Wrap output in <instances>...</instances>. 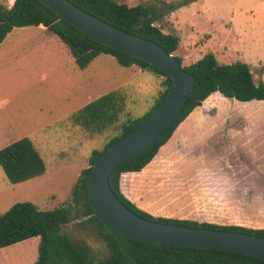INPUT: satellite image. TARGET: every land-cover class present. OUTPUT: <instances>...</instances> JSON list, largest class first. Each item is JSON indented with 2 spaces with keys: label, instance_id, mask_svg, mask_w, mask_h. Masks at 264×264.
I'll return each mask as SVG.
<instances>
[{
  "label": "rangeland",
  "instance_id": "374dc122",
  "mask_svg": "<svg viewBox=\"0 0 264 264\" xmlns=\"http://www.w3.org/2000/svg\"><path fill=\"white\" fill-rule=\"evenodd\" d=\"M115 1L167 7L183 0ZM156 25L179 37L173 54L182 58L183 65L210 50L221 63L246 62L255 82L264 83V0H192L166 11ZM139 70L136 65L121 66L104 53L81 70L63 42L54 36L45 38L36 26L15 27L7 34L0 43V148L28 137L46 169L38 176L12 183L0 166V214L17 201H30L44 210L69 198L92 150L103 148L117 133L112 128L100 135L90 134L71 115L117 88L126 97V110L134 117L143 115L158 95L162 76ZM254 106L238 101L227 104L230 112ZM234 123L231 119L227 125L233 127ZM250 130L243 132V141ZM185 150L164 148L142 171L124 175L123 194L153 216L263 228L264 169L260 155L245 156L243 152L232 159L230 150L227 161L212 165L209 163L223 148L213 150L200 164L191 160L197 157L194 152L186 154ZM62 230L85 244L92 257L106 254L93 224L74 220ZM38 243L39 237L34 236L0 247V264H35Z\"/></svg>",
  "mask_w": 264,
  "mask_h": 264
},
{
  "label": "trees",
  "instance_id": "16d2710c",
  "mask_svg": "<svg viewBox=\"0 0 264 264\" xmlns=\"http://www.w3.org/2000/svg\"><path fill=\"white\" fill-rule=\"evenodd\" d=\"M102 20L137 36L151 39L169 53L179 47V37L163 32L156 25L166 11L192 0H183L167 7L153 2L129 6L115 0H71ZM43 25L68 48L76 66L84 70L101 54L112 55L124 67L136 65L162 76L158 95L152 107L143 115L134 117L126 110V97L120 89H113L87 102L76 110L71 119L90 134H102L115 129L101 149H93L88 166L73 183L69 198L51 209H39L30 201L14 202L0 214V247L38 236V253L35 264H264L255 256L218 248L168 246L133 240L115 233L98 219L88 202L87 174L92 164L108 146L132 131L163 98L172 85L167 74L145 60L125 54L88 37L62 19L38 0H14L11 6L0 2V43L15 27ZM183 69L195 75L194 90L176 119L153 142L134 157L116 166L109 175V183L116 196L135 213L151 220L212 229L244 231L264 236V228L239 225L199 223L188 219L153 216L129 200L120 189V177L125 172L142 170L158 153L178 124L210 94L219 92L241 102L264 100V83H256L246 62L221 63L214 53L206 51L199 59ZM124 116L125 120L120 121ZM0 166L6 178L22 182L45 172V162L28 137H22L0 148ZM74 220L91 223L98 238L106 246V254L92 257L85 244L75 241L62 227Z\"/></svg>",
  "mask_w": 264,
  "mask_h": 264
},
{
  "label": "water",
  "instance_id": "95a60500",
  "mask_svg": "<svg viewBox=\"0 0 264 264\" xmlns=\"http://www.w3.org/2000/svg\"><path fill=\"white\" fill-rule=\"evenodd\" d=\"M88 37L112 49L145 60L169 76L172 85L139 124L92 164L87 174L88 202L94 215L117 234L168 246L218 248L264 260V236L147 219L132 211L113 192L109 175L119 164L153 142L180 114L195 86V75L183 69L159 43L132 34L84 10L71 0H38Z\"/></svg>",
  "mask_w": 264,
  "mask_h": 264
},
{
  "label": "crops",
  "instance_id": "0c3cea01",
  "mask_svg": "<svg viewBox=\"0 0 264 264\" xmlns=\"http://www.w3.org/2000/svg\"><path fill=\"white\" fill-rule=\"evenodd\" d=\"M5 1H7L8 6H11L14 0H0V2L6 3ZM36 27L42 31L45 38L50 39L51 36H54L58 39L56 35L47 32L46 28L43 25L40 24ZM54 41L57 40L54 39ZM65 47L66 49H68L66 45ZM139 72H142V69H140ZM210 96H212V98H209ZM236 101L238 100L225 97L219 92L210 94L205 100L202 101L199 106H196L178 124L170 138L163 146L160 147L159 151L164 148H169L170 150L177 152H181L182 150L186 149V154L194 152V154L197 156L195 157V159L193 158L191 160H193V162L196 161L197 164H200L201 162H203V159L206 156H209V154H211L213 150L223 148L224 151H219L220 154L217 156V158L214 159V162L211 161L209 163L212 165H216L224 160L227 161L226 153H228L230 150L233 152L232 159L235 158L236 153L241 155V153L244 152L245 156H252L256 153L257 155H260L262 169H264V100H251L247 102L238 101L241 102L242 105L255 104V106L251 109L244 108L240 111L230 112L227 104ZM231 119L235 120V122L237 123H234L233 127L227 125V123L230 122ZM257 129L261 130V135H259L260 131ZM248 130H250V132L245 138L246 141H243V132H248ZM227 133L229 135L228 138H226ZM215 137L217 138V140ZM249 143H251V145L247 146ZM158 153L153 159L158 156ZM223 156L225 158H222ZM152 160L144 168H146L152 162ZM135 172H125L121 175L120 189L122 177H124V175L126 174ZM262 196L264 199V190ZM131 201L134 202L133 200ZM262 214L263 218H261L260 221H263L261 222V225L264 228V211H262Z\"/></svg>",
  "mask_w": 264,
  "mask_h": 264
}]
</instances>
